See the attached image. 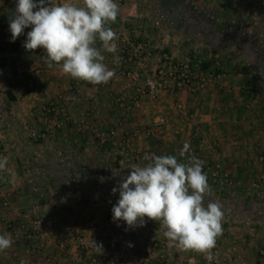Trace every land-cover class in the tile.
Listing matches in <instances>:
<instances>
[{
  "label": "crops",
  "instance_id": "obj_1",
  "mask_svg": "<svg viewBox=\"0 0 264 264\" xmlns=\"http://www.w3.org/2000/svg\"><path fill=\"white\" fill-rule=\"evenodd\" d=\"M72 2L82 6V0ZM115 2L116 21L106 27L116 33L117 51L123 43L147 40L193 67L202 55L200 64L214 66L222 79L203 91L184 89L151 101L142 94L144 73L133 82L124 73L136 67L120 64L118 52L104 51L97 39L115 76L106 84L88 82L74 94L72 77L59 65L49 68L43 49L20 44L31 26L12 41L9 17L17 0H0V159L7 157L0 169V234L13 241L0 251V264H202L195 251L173 246L159 221L145 217L144 226L123 231L121 221L112 220L119 192L111 190L131 166H146L144 157L152 153L187 162L179 155L185 142L186 156L228 171L234 181L227 187L207 175L205 201L218 202L224 213L216 240L220 264H264L258 255L264 243V0ZM198 15L213 28L195 22ZM156 62L148 59L150 72ZM247 83L254 94L240 91ZM58 97L70 101L46 113ZM162 117L169 124L146 138L144 131ZM39 131L45 138L36 140L32 134ZM26 213L46 219L34 239L17 227ZM45 239L50 246L38 249ZM153 242L161 249L153 251Z\"/></svg>",
  "mask_w": 264,
  "mask_h": 264
},
{
  "label": "clouds",
  "instance_id": "obj_2",
  "mask_svg": "<svg viewBox=\"0 0 264 264\" xmlns=\"http://www.w3.org/2000/svg\"><path fill=\"white\" fill-rule=\"evenodd\" d=\"M35 10V11H34ZM119 5L115 0H82V6L72 0L53 4L51 0H17L9 17V30L14 42L25 28L31 26L23 43L26 50L43 49L41 59L49 68L60 66L62 74L93 85L106 84L115 76L103 61L97 39L104 51L114 53L116 33L107 24L115 23ZM185 142L176 156L146 154V166L132 165L130 173L113 187L119 199L113 205V222L124 221L128 229L144 226L145 217L159 221L166 229L164 236L181 251H195L213 259L212 249L222 235L224 213L218 202L205 201L209 191L206 163L194 155ZM7 157L0 159V169ZM103 182V177L100 178ZM119 226V225H118ZM126 229V230H128ZM7 234H0V251L12 246ZM94 246L99 248L94 242ZM129 246H132L131 244ZM23 264V262H22Z\"/></svg>",
  "mask_w": 264,
  "mask_h": 264
},
{
  "label": "built area",
  "instance_id": "obj_3",
  "mask_svg": "<svg viewBox=\"0 0 264 264\" xmlns=\"http://www.w3.org/2000/svg\"><path fill=\"white\" fill-rule=\"evenodd\" d=\"M3 19V14L0 11V25ZM27 37H23L20 40V44L23 45ZM118 61L120 64L131 63L136 67V71L126 72L125 76L129 77L133 82H138L143 77V89L142 94L151 101H156L165 94H176L184 89L190 92H198L206 90L214 83L220 82L222 75L215 71H202L200 69L194 70L190 61L179 62L172 55L164 52L158 46H155L150 41H140L132 44H122L118 48ZM156 57V68L153 72L149 71L148 59ZM88 82L77 80L72 78L71 90L74 94H80L82 86ZM227 92H231L230 88H227ZM240 91L244 94H254L255 87L252 83L244 84L240 87ZM61 101H70V98L58 97V100L51 104L50 107H45L46 113L53 112L56 107L59 106ZM169 124L168 117H162L158 121H155L151 128L144 131L146 138L152 137L155 132L161 131ZM32 137L36 140L44 139L45 134L33 133ZM132 137H138V132H133ZM2 148L0 147V157L2 156ZM171 156V155H170ZM186 163V162H184ZM203 171L208 175L210 173V179L214 182H221L227 187H233L234 181L231 174L228 171H222L219 167L212 168L209 165L203 166ZM262 185L264 184V178L261 179ZM3 186V176L0 172V190ZM258 187V184L253 186ZM8 195H5V198ZM46 223V219L43 217H34L31 213H26L22 217V221L18 223V229L24 231L27 234L28 239L36 238L43 226ZM8 228H13L10 223ZM128 228L126 222L121 221V230L126 231ZM218 239V238H217ZM51 242L49 240H41L38 245V249L43 250L49 247ZM58 246H62L60 241H56ZM160 245L156 242L151 244L153 251L160 250ZM202 257V264H220V249L215 246L212 249L213 259L211 261L206 259V254L198 253ZM258 255L264 260V243L261 245ZM55 264V263H51Z\"/></svg>",
  "mask_w": 264,
  "mask_h": 264
},
{
  "label": "trees",
  "instance_id": "obj_4",
  "mask_svg": "<svg viewBox=\"0 0 264 264\" xmlns=\"http://www.w3.org/2000/svg\"><path fill=\"white\" fill-rule=\"evenodd\" d=\"M184 18V20H186V22H190L191 21V19L192 18H190V16L188 17V16H185V17H183ZM194 21L195 22H197V23H199V24H205L204 26L206 27V28H208L209 29V27L208 26H210L211 28H213V24H209V23H212V22H209V20H207V19H204L201 15H198V16H196L195 17V19H194ZM215 29H216V31L217 32H215L214 34H217V36H218V34H219V26H215ZM200 69L202 70V71H208L209 70V65L208 64H201V66H200ZM216 73H218V70H214ZM12 99V98H11ZM90 180H92V179H90ZM94 181V180H93ZM99 183L101 184V185H103V184H105V181L103 180V182L102 181H99ZM222 204V203H221ZM222 206H224L223 204H222Z\"/></svg>",
  "mask_w": 264,
  "mask_h": 264
},
{
  "label": "rangeland",
  "instance_id": "obj_5",
  "mask_svg": "<svg viewBox=\"0 0 264 264\" xmlns=\"http://www.w3.org/2000/svg\"><path fill=\"white\" fill-rule=\"evenodd\" d=\"M200 54H202V52H201ZM198 56H199V57H198V59L196 60V64H194L195 66L193 67L194 70L200 69V66H201L200 62L203 61V59H202V55H198ZM201 63H202V62H201ZM200 70H201V69H200ZM210 70H211V71H214V70H215L214 66H212V68H211Z\"/></svg>",
  "mask_w": 264,
  "mask_h": 264
}]
</instances>
